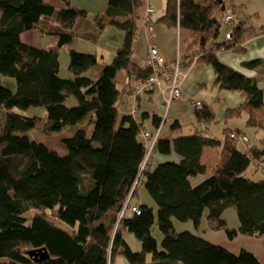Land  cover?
I'll return each mask as SVG.
<instances>
[{"label": "trees", "instance_id": "trees-1", "mask_svg": "<svg viewBox=\"0 0 264 264\" xmlns=\"http://www.w3.org/2000/svg\"><path fill=\"white\" fill-rule=\"evenodd\" d=\"M164 1V13L155 22L176 28L183 38V68L196 61L210 65L221 89L244 98L229 114L245 112L247 127L264 130L261 77L246 76L217 56L243 53L244 44L262 30L245 25L244 17L245 21L237 16L244 10L236 15L231 0ZM140 6L139 0H107L105 9L93 15L94 30L100 34L115 27L123 32V42L110 63L95 52L69 49L72 76L61 78L59 50L76 39L75 25L87 10L73 6L72 0H0V264H112L118 255L128 264H261L247 249L236 253L195 232H176L173 222L190 221L198 227L206 211L208 228L223 231L230 239L239 233L263 234L264 175L256 164L264 161V147L238 149L240 130L235 136L225 130L222 140L199 132L184 135L175 121L170 127L173 139L158 140L157 149L162 155L174 152L179 160L146 169L141 168L146 155L139 135L141 121L128 112L118 120L123 86L130 89L133 79H145L151 72L132 58ZM227 13L237 22L225 23ZM53 14L61 31L45 32L57 36L54 45L41 48L21 41V33L38 28L42 17ZM99 60L103 63L99 74L89 73ZM242 66L264 73L261 59ZM1 76L15 79V92L2 85ZM71 95L76 104L67 107ZM32 106L45 107L44 116L22 112ZM195 116L197 122L214 119L204 104L196 108ZM47 121L53 131L72 127V135L61 140L64 154L29 135ZM153 124L157 128L161 121L154 117ZM204 147H221L210 168L201 158ZM257 173L260 176L254 177ZM204 174L192 182V177ZM139 186L155 204L156 216L155 207L131 202ZM127 203L137 206L139 213ZM227 208L236 212V228L222 217ZM154 223L163 235L160 244L151 234ZM123 231L141 242L139 251L130 249ZM41 248L49 258L37 263L29 252Z\"/></svg>", "mask_w": 264, "mask_h": 264}, {"label": "crops", "instance_id": "crops-1", "mask_svg": "<svg viewBox=\"0 0 264 264\" xmlns=\"http://www.w3.org/2000/svg\"><path fill=\"white\" fill-rule=\"evenodd\" d=\"M139 1L142 7L140 6L141 8L139 7L136 10L138 30H137L136 38L132 43L133 61L139 66L144 67L147 58L148 46L155 45L158 48L161 55L165 58L166 62L168 64L172 63L175 58L173 55V48L171 47L172 45L171 43L174 40L175 36L177 37V44L178 41H180V38H178V30L176 28H167L165 25L161 23H156L154 20H152V17L155 14V10L151 15L145 17L146 13H145V8L143 9V6L144 3L150 5L149 0H139ZM99 2L101 6L98 5ZM231 2L233 3L235 9L234 11L236 15L239 9L244 10V12L238 13L237 16L240 19L242 18V20L244 19L246 20V21L244 20L245 25H251L257 30H262V32L257 36L249 39L244 44L245 49L243 53L238 54V53L219 52L217 55L218 59L224 65H227L228 67L237 70L245 74L246 76L261 77V81H260L261 86L264 87V73L261 74V69L259 68L247 69L242 66L243 62L250 61L253 59H261L263 60L264 63V0H231ZM106 3L107 0H72L73 6L87 10L88 12L87 16L94 15L97 12L103 11L106 7ZM164 10H165V1H164V9L163 11H159L157 17L161 16L164 13ZM145 18L151 20V22H149L150 24L149 30H146ZM51 21H54V17H52ZM84 22H85L84 25L85 27L89 26L88 28H83L84 30L82 31H84V35L85 34L91 35L92 34L91 32L94 31L92 35L94 36L97 35L96 41L97 42L100 41L101 33L104 30L100 34H97L94 30L93 22L91 23H89L88 21H84ZM256 25H258L257 28L255 27ZM77 27L75 26L76 37L80 36L81 35L80 32H82V31L79 32ZM40 31L42 32L50 31L53 33H58L61 31V28L59 29L55 28V31L50 30L49 28H41ZM25 43L31 44L29 42H25ZM169 43L170 46L168 47L167 44ZM97 45L98 44H96V49L98 48ZM134 54L136 55V57L138 56L140 58V61H138V59L133 56ZM103 57H104L103 61L107 63V58L105 56ZM102 67H103V63L98 62L95 66H93L89 70V73L93 75H98ZM123 90H124L123 93L124 97L122 96L123 101H121L119 104L118 120H120V118L127 113V108H128L127 105L128 99L125 93L129 91V87H125L124 85ZM195 100L201 101L205 106H207L212 111L214 115L213 120H211L208 123L197 122L195 116L196 108L193 104V101ZM243 100L244 98L239 92H235V91L233 92V91H227L221 89L214 82V72L210 65L196 61L188 67L187 76L183 82V87H182V98L180 100L174 101L168 107H166L163 103L160 92H158L157 90L150 91L140 97L138 103V110L135 113L134 117L137 121H141L142 128L149 132H152L157 126L153 124V118L154 117L158 118L159 121H161V129L158 140L173 139L172 133L174 132L171 130L170 127L171 124L175 121H177L180 124L181 126L180 130L181 133L183 134H184L182 130L183 125L187 124L190 125V127H192V132L190 133L199 132L205 136H209V137L211 136L222 140L224 137L225 130L231 131L230 135L232 133H235V131L237 130H240L242 134L246 133V131H244V129H241L240 126H237L238 124L233 120L235 118L238 119V117H241L245 128H247L246 126L247 114H245V112H243L240 116L229 114V112L232 109L238 108L243 103ZM163 106L165 107V109H163ZM83 125H85V121H83L81 125L79 124V126H83ZM255 131L259 132L261 130H255ZM249 143H245V144L249 145ZM251 145L253 144H250L249 146ZM249 146H247L242 151L248 149ZM257 146L263 147L262 145H257ZM213 148L216 149V153H215L216 155L213 153ZM220 152H221V147H204L202 149V155H201L202 161L207 165L208 168H210L213 164H215L216 160H218ZM178 160L179 157L174 152H171L168 155L160 154L158 152L157 142H156V144L153 146L149 154V157L147 158V161L145 162V168L153 169L159 163L165 161H178ZM252 171H249V174H252ZM204 224L208 229L206 221H204ZM237 226L238 223L236 226L234 225L230 227L236 228ZM124 232L126 231H123V233ZM195 233L197 234V232ZM260 236L264 237V233L261 234ZM220 237L224 239V237L222 236ZM207 240L212 242L208 238ZM242 248L247 249L245 245H243V247H240V249ZM252 251H253L252 253L257 257L260 263L264 264V243L262 247Z\"/></svg>", "mask_w": 264, "mask_h": 264}, {"label": "rangeland", "instance_id": "rangeland-1", "mask_svg": "<svg viewBox=\"0 0 264 264\" xmlns=\"http://www.w3.org/2000/svg\"><path fill=\"white\" fill-rule=\"evenodd\" d=\"M150 5L153 7L155 10V14L152 17V20L155 21L157 18V15L159 11H163L164 9V0H149ZM98 5L101 6L100 2ZM142 7V6H141ZM140 7V8H141ZM146 7L147 4L144 3L143 9L145 8L146 12ZM56 16V15H55ZM52 17H54V14L51 16H44L40 19L38 23V28L24 31L20 35V39L23 42H29L32 45H35L36 47H43L47 48L49 46H52L56 43V38L57 36L55 34H51L49 32H42L40 31L41 28H49L50 30L55 31L56 29H59L60 27L54 22L51 21ZM156 17V18H155ZM93 15H88L86 17H81L78 19L76 23V27L78 24V31L84 30L83 28H88L85 27V22L88 21L89 23L93 22L92 21ZM55 20V19H54ZM81 22V23H80ZM250 22V21H249ZM88 23V24H89ZM256 28L258 25L255 26ZM75 29V28H74ZM92 34L94 31L91 32ZM80 36H77L76 39L67 45H64L60 48L59 50V76L61 78H70L71 72L68 70V62H69V49L75 48L79 52H89V53H97L98 55L105 56L107 58V63H110L112 58L114 57L115 51L120 46V44L123 42V32L115 27H108L104 29V31L101 33V38L100 41H96L97 35H90V34H85L84 31L80 32ZM119 35V36H117ZM184 35V33H182ZM181 35V37H182ZM178 38H180L178 34ZM96 44L97 49H96ZM171 47L173 48V55L174 58L177 55V37H174V40L171 43ZM182 45H184L183 38H180V50L182 49ZM167 46H170V43L167 44ZM135 58L140 61V58L134 54L133 55ZM104 60V57H102V61ZM99 60V63L102 62ZM1 83L5 87L9 88L11 91L15 92L16 85H15V79L9 76H1ZM67 107H72L76 104V99L73 95L69 96L67 100L65 101ZM163 109L165 107L163 106ZM26 115H39V116H44L45 114V107L43 106H32L29 107L28 109L22 111ZM238 125L240 126L241 129H244L246 131L245 134L249 139V145L254 144V145H262L264 147V130H261L259 132H256L255 129L251 128H245L242 118L238 117V119H234ZM83 122L80 123V125ZM86 123V119H85ZM52 126L51 121H47L45 125L43 126L42 129H32L29 131V135L33 138H36L40 142H44L48 148L57 151L59 154H64L66 152L65 145L61 141L65 137H69L72 135L73 130L71 126H66L62 128L60 131H53L49 130ZM183 132L184 134H191L192 132V127L190 125H183ZM242 134V133H240ZM239 134V135H240ZM237 146L238 149L244 150L248 144L243 143L240 140H237ZM152 150V149H151ZM146 151V150H145ZM151 152V151H150ZM213 153H216V149L213 148ZM149 154L145 155V159L142 163V165H145V162L147 161V158L149 157ZM216 155V154H215ZM206 174L197 176L195 178H191L192 182L197 183L200 180H202ZM260 176L259 173L255 175V177ZM194 180V181H193ZM131 202L134 203H140V204H147L149 206L155 207V204L153 203L152 199L150 198L148 192L143 186H139L137 190V196L133 199H131ZM126 206V205H125ZM124 206V207H125ZM128 207V206H127ZM155 216H156V207H155ZM206 211L203 214L201 224L198 227H195L192 222H180V221H174L173 222V228L175 229L176 232H180L183 230H189L191 232H197L200 236L204 238L210 239L212 242L216 243L217 245L225 246L229 248L232 252H238L240 247H243V245L246 246L247 250L253 252L252 250L259 249L260 247L263 246L264 243V237H256V236H249V235H244V234H237L234 238L230 239L223 231H215L210 228H206L204 221H206ZM222 217L227 220L228 224L230 226H236L238 223V219L236 216V212L233 208H227L223 211ZM156 221V218H155ZM205 231V232H204ZM151 234L152 236L157 240V243L160 244V241L162 240V233L160 232L158 226L156 223H154L151 227ZM220 236L224 237L221 238ZM123 239L126 241V243L129 245L130 249L134 252H137L141 249V242L135 237V235L131 232H124L122 233ZM226 239V240H225ZM245 248V247H244ZM251 248V249H249ZM151 260V254L147 255V261ZM112 264H128L125 258L122 255H118L117 257L113 258V263Z\"/></svg>", "mask_w": 264, "mask_h": 264}, {"label": "built area", "instance_id": "built-area-1", "mask_svg": "<svg viewBox=\"0 0 264 264\" xmlns=\"http://www.w3.org/2000/svg\"><path fill=\"white\" fill-rule=\"evenodd\" d=\"M154 12L152 6L147 4L146 7V16L148 17ZM148 18H145L146 30L150 29V24ZM224 22L233 25L237 22V19L231 13H227L224 16ZM228 37V34H227ZM144 67L150 68L151 72L149 76L145 79H133L128 94V108L127 112L135 114L138 110L139 99L142 95L157 90L162 96L163 103L168 107L172 102L178 101L182 98V87L183 82L187 76L188 69H184L181 65L180 58V41L177 44V55L174 61L168 64L165 58L161 55L158 48L155 45H149L147 49V58ZM128 81V78L125 79V82ZM130 82V81H129ZM195 108L199 109L202 106V102L199 100L193 101ZM161 124L159 127L155 128L152 132L142 129L139 132L140 138L143 143V147L148 153H150L153 146L156 144L159 134H160ZM232 136L236 134L232 133ZM237 140L242 141L243 143H249V139L246 135L240 134L237 135ZM257 163V162H255ZM143 165L141 166V168ZM256 168L259 170V173L264 175V161H260L256 164ZM128 209L135 213H139L137 206L126 204ZM119 212V217L123 215V211Z\"/></svg>", "mask_w": 264, "mask_h": 264}, {"label": "water", "instance_id": "water-1", "mask_svg": "<svg viewBox=\"0 0 264 264\" xmlns=\"http://www.w3.org/2000/svg\"><path fill=\"white\" fill-rule=\"evenodd\" d=\"M29 255L33 256L34 261L37 263L49 258V254L44 248L38 249L37 251H30Z\"/></svg>", "mask_w": 264, "mask_h": 264}]
</instances>
